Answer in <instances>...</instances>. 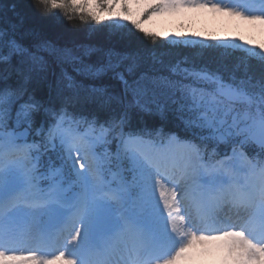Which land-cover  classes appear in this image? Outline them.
Returning <instances> with one entry per match:
<instances>
[{
	"label": "snow or ice",
	"instance_id": "snow-or-ice-1",
	"mask_svg": "<svg viewBox=\"0 0 264 264\" xmlns=\"http://www.w3.org/2000/svg\"><path fill=\"white\" fill-rule=\"evenodd\" d=\"M189 11L264 32V0H0V264H264V41L143 24Z\"/></svg>",
	"mask_w": 264,
	"mask_h": 264
},
{
	"label": "rangeland",
	"instance_id": "rangeland-1",
	"mask_svg": "<svg viewBox=\"0 0 264 264\" xmlns=\"http://www.w3.org/2000/svg\"><path fill=\"white\" fill-rule=\"evenodd\" d=\"M143 24L144 27L152 31L169 35L176 32L188 36L192 33H201L203 37H244L245 40L264 41V32L258 28L208 11H189L183 15H163L158 18L154 16L151 19L144 17Z\"/></svg>",
	"mask_w": 264,
	"mask_h": 264
},
{
	"label": "trees",
	"instance_id": "trees-1",
	"mask_svg": "<svg viewBox=\"0 0 264 264\" xmlns=\"http://www.w3.org/2000/svg\"><path fill=\"white\" fill-rule=\"evenodd\" d=\"M19 2L27 6L29 0H19ZM24 10L27 12V25L38 29L51 38L59 40L61 43H103L106 39L107 29H100L99 26H95L91 21L82 24L78 19H73L69 22L62 17L56 19L55 15H41L39 12L27 7ZM90 27H95L97 30L90 31ZM157 47L161 50H169V46L164 41H159ZM171 51L179 53L182 57L183 55L192 54L195 50L192 47L180 46L172 48Z\"/></svg>",
	"mask_w": 264,
	"mask_h": 264
}]
</instances>
